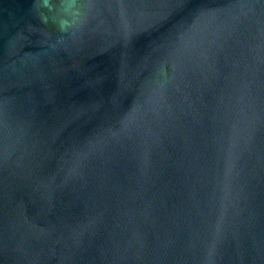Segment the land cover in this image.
Here are the masks:
<instances>
[{
    "label": "water",
    "instance_id": "95a60500",
    "mask_svg": "<svg viewBox=\"0 0 264 264\" xmlns=\"http://www.w3.org/2000/svg\"><path fill=\"white\" fill-rule=\"evenodd\" d=\"M0 264H264V0H0Z\"/></svg>",
    "mask_w": 264,
    "mask_h": 264
},
{
    "label": "clouds",
    "instance_id": "9594fccd",
    "mask_svg": "<svg viewBox=\"0 0 264 264\" xmlns=\"http://www.w3.org/2000/svg\"><path fill=\"white\" fill-rule=\"evenodd\" d=\"M75 2H76V0H67L68 5H69V6H72V7L75 6ZM44 3H45V6H47L48 0H44ZM65 23H66V22H62V23H61V27H62V28L65 26Z\"/></svg>",
    "mask_w": 264,
    "mask_h": 264
}]
</instances>
